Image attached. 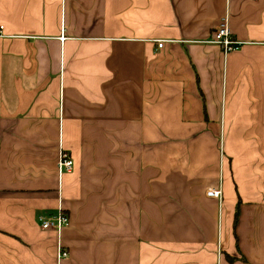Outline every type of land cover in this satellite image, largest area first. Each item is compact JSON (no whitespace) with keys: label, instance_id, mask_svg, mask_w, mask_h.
I'll list each match as a JSON object with an SVG mask.
<instances>
[{"label":"crops","instance_id":"obj_1","mask_svg":"<svg viewBox=\"0 0 264 264\" xmlns=\"http://www.w3.org/2000/svg\"><path fill=\"white\" fill-rule=\"evenodd\" d=\"M0 28V264H264V0H0Z\"/></svg>","mask_w":264,"mask_h":264},{"label":"built area","instance_id":"obj_2","mask_svg":"<svg viewBox=\"0 0 264 264\" xmlns=\"http://www.w3.org/2000/svg\"><path fill=\"white\" fill-rule=\"evenodd\" d=\"M2 28H0L1 30ZM212 43L217 45L224 56H227L233 52L240 50L242 42L235 40L230 32V29L224 20H221L217 25L212 35ZM158 48L162 47V43L157 44ZM58 171L59 173L69 172L73 167V162L69 158L66 152H60L58 158ZM207 196L212 199L221 200V189H210ZM40 224V228L43 231L52 230L58 235L69 226V217L62 211L58 210L55 215L42 214L37 217ZM68 257L67 250L63 249L60 243H58V258L65 259Z\"/></svg>","mask_w":264,"mask_h":264},{"label":"rangeland","instance_id":"obj_3","mask_svg":"<svg viewBox=\"0 0 264 264\" xmlns=\"http://www.w3.org/2000/svg\"><path fill=\"white\" fill-rule=\"evenodd\" d=\"M217 127H219V128H218V130H219V131H218V140H219V143H220V139L222 138V135H223L222 133L224 132V136H225V138H226V137H228L227 134H228L229 130H227V129H223V127H221V124H219V123L217 124ZM222 150H223V146H222V145H219V151H220V153L223 152ZM62 172L64 173V171H62ZM62 172H60V174H61ZM209 190H210V189H209ZM209 190H208V191H209ZM208 191H207V193H208ZM207 193H206V196H207ZM207 197H208V196H207Z\"/></svg>","mask_w":264,"mask_h":264},{"label":"trees","instance_id":"obj_4","mask_svg":"<svg viewBox=\"0 0 264 264\" xmlns=\"http://www.w3.org/2000/svg\"><path fill=\"white\" fill-rule=\"evenodd\" d=\"M237 216H238V209L235 210L234 213V218H233V227L235 226L236 222H237ZM227 259L230 260V258L227 256ZM232 260V259H231Z\"/></svg>","mask_w":264,"mask_h":264}]
</instances>
